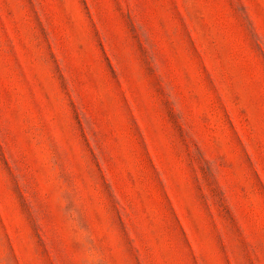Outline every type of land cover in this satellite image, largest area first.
<instances>
[{
    "label": "rangeland",
    "instance_id": "rangeland-1",
    "mask_svg": "<svg viewBox=\"0 0 264 264\" xmlns=\"http://www.w3.org/2000/svg\"><path fill=\"white\" fill-rule=\"evenodd\" d=\"M0 264H264V0H0Z\"/></svg>",
    "mask_w": 264,
    "mask_h": 264
}]
</instances>
